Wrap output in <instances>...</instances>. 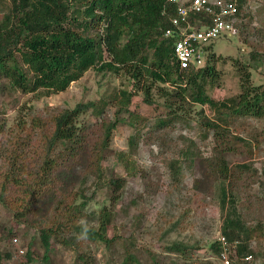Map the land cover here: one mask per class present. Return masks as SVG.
<instances>
[{"label":"trees","instance_id":"obj_1","mask_svg":"<svg viewBox=\"0 0 264 264\" xmlns=\"http://www.w3.org/2000/svg\"><path fill=\"white\" fill-rule=\"evenodd\" d=\"M244 1L236 0L237 18ZM174 9L166 0H0V82L6 80L5 87L20 93L47 96L66 90L91 69L124 74L129 86L118 90L117 99L125 109L131 97L141 91L144 102L153 104L151 92L156 83L162 84L157 88L165 98L167 112L145 138V142L149 137L158 144L160 152L174 146L168 133L172 121L183 119V102L211 107L219 121L204 117L203 124L214 132L215 155L203 157L198 148L181 149L184 161L173 156L166 162L172 180L167 192L180 183L186 159L193 162L198 156L208 164L204 174L208 170L212 176L223 212L220 233L236 254V259L230 256V264H249L245 257L255 254L251 240L264 237V218L247 224L255 202L242 201L240 191L257 178L258 169L244 161L232 164L228 154L237 150L232 139L249 153L259 150L261 141L233 134L229 125L236 118H264V88L252 82L247 64L238 63V95L213 100L207 89L219 77L215 67L218 57L210 43L203 47L206 61L202 67H179L172 39L163 35ZM200 18L203 20L201 14H192L190 20L194 23ZM257 53L251 56L256 58ZM106 106L105 100H97L72 108L46 105L35 110L24 102L12 123L0 116V203L18 222L39 232L46 262L52 240L76 250L86 241H99L108 247L115 241L107 236V230L114 226L113 208L119 199L115 191L122 189L124 181L122 177L106 178L102 168L118 122L105 114ZM88 110L97 114V121L82 120ZM139 138V130L128 137L129 153L135 151ZM105 181L112 191L111 205L102 201L98 211L88 209L93 198L91 188ZM258 207L264 208V199ZM172 226L179 227L178 222ZM126 242L120 264H141L133 246L135 240ZM193 246L180 240L164 246L165 251L180 256L178 261L168 257L170 264H197L189 257ZM210 246L220 262L219 240ZM147 252L151 264H165L163 257ZM78 257L80 264H90L85 254L79 252Z\"/></svg>","mask_w":264,"mask_h":264},{"label":"rangeland","instance_id":"obj_2","mask_svg":"<svg viewBox=\"0 0 264 264\" xmlns=\"http://www.w3.org/2000/svg\"><path fill=\"white\" fill-rule=\"evenodd\" d=\"M236 21V34L225 33L205 44L208 46L211 43V50L218 57L215 67L219 77L207 89L208 95L215 101L235 97L240 92L235 69L238 63L247 64L252 82L264 88V0H245ZM252 52H258L256 58L251 56ZM205 61L204 58V64ZM5 81L0 82V116L5 117L9 124L14 121L18 107L24 102L30 103L37 110L46 105L72 108L77 103L105 100V114L118 122L112 131L102 168L106 178L122 177L124 185L121 190L115 191L119 199L113 208L114 226L111 225L107 230V236L115 238L114 243L108 247L99 241H86L76 250L52 240L53 248L47 262L43 259L44 247L39 232L18 222L12 211L0 203V264H80L79 252L85 254L90 264H120L125 250L123 242L131 240H135L133 246L141 264H151L147 252L149 250L163 257L165 264H170L168 257L178 261L180 256L165 251L164 246L179 240L194 245L189 257L197 264H221L210 248V243L218 239L223 212L217 193L213 190L215 183L211 181L212 176L208 170L204 174V167H208V164L201 162L198 156L193 162L186 159L180 183L172 192H167L172 188V180L166 162L173 156L184 161L181 149L188 147L194 151L198 148L203 157L215 155L214 132L203 124L204 117L219 121L211 107L204 105L200 108L188 100L183 102L180 111L183 119L172 121L169 126L171 130L168 135L174 146L171 150L160 152L158 144L149 140V137L145 142V138L167 112L163 105L165 98L157 88L162 84L156 83L151 92L153 104L144 102L141 91L131 97L127 110L120 107L117 99L118 90L129 86L124 74L115 75L91 69L72 82L66 90L47 96L14 91L5 87ZM166 85L172 91L171 85ZM98 118L92 110L82 116V120L90 123ZM232 121L229 128L233 134L257 137L261 141L260 149L249 153L237 140L232 139L231 143L237 150L228 154L232 164L244 161L258 169L257 178L240 191L242 201L255 202L247 217V224L253 225L264 218V208L260 210L258 207L260 200L264 199V186L261 183L264 182V175L261 174L264 167V118H236ZM136 130L140 131V138L135 151L129 153L128 137L134 135ZM91 192L93 198L88 209L98 211L102 201L111 205L109 195L112 191L106 181L91 188ZM179 196L182 197L180 203ZM173 222H178L179 227L172 226ZM251 246L255 254L249 258V264H264V237L253 238ZM27 254L31 259H28ZM232 257L236 259L234 251Z\"/></svg>","mask_w":264,"mask_h":264},{"label":"built area","instance_id":"obj_3","mask_svg":"<svg viewBox=\"0 0 264 264\" xmlns=\"http://www.w3.org/2000/svg\"><path fill=\"white\" fill-rule=\"evenodd\" d=\"M175 6L168 15L169 26L163 29L165 37H171L174 58L180 68H200L204 65L203 47L222 34L234 35L238 12L236 0H166ZM192 14H201L194 23ZM221 264H230L234 248H229L224 236L219 233ZM246 256L245 260H249Z\"/></svg>","mask_w":264,"mask_h":264}]
</instances>
